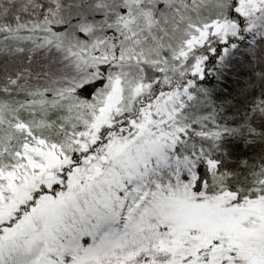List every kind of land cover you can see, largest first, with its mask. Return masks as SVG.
<instances>
[{
    "label": "snow or ice",
    "instance_id": "obj_1",
    "mask_svg": "<svg viewBox=\"0 0 264 264\" xmlns=\"http://www.w3.org/2000/svg\"><path fill=\"white\" fill-rule=\"evenodd\" d=\"M0 264H264V0H0Z\"/></svg>",
    "mask_w": 264,
    "mask_h": 264
}]
</instances>
